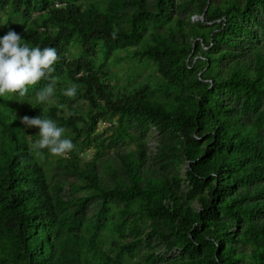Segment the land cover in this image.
I'll use <instances>...</instances> for the list:
<instances>
[{
	"label": "rangeland",
	"instance_id": "1",
	"mask_svg": "<svg viewBox=\"0 0 264 264\" xmlns=\"http://www.w3.org/2000/svg\"><path fill=\"white\" fill-rule=\"evenodd\" d=\"M14 0H8L0 10V38L14 30L21 36V45L35 46L26 39L29 29L46 32L53 36L58 24L53 14L48 12L43 0H20L16 8ZM54 6L63 5L58 0H47ZM148 9L157 12V0H145ZM82 11L95 10L112 19L116 30L130 33L132 17L138 12L135 0H69ZM201 0H168L166 10L160 19L148 21L140 29L136 38L124 40L118 47L107 50L101 40L94 42L95 54H85L87 61L102 72L101 80L113 92L115 97L132 95L139 90L146 93V101L156 105L185 107L189 100H198L196 80L211 84V78L224 80L235 67H244L246 76H253L257 68L262 70L264 78V10L257 7L247 22L239 21L245 28L226 36V42L217 48L221 57L208 69L207 47L194 31V26H210L220 30L224 18L212 19L214 8L225 9L228 6H243L245 0H214L207 8V18L199 14ZM27 10V15L24 14ZM202 15V17H200ZM209 18L211 20H209ZM69 33L60 39L64 55L72 61L82 55L81 38L78 32L69 27ZM199 46H195V41ZM176 48L175 57L183 59L188 72L180 70L171 74L159 71L157 62L145 52L151 47ZM73 75L66 66L64 73L55 76L53 96L43 103L38 102L36 93L48 84L39 82L29 86L28 93L20 97L17 93L0 97V108L20 122L25 115L51 119L58 127L65 129L62 138H68L74 148L64 156H55L48 149L34 150L32 145L39 139L37 127L22 128L31 158L39 169L40 179L61 219L60 236L56 241L57 256L72 260L70 251L76 250L82 240L86 245L80 250L81 257L102 251L115 264H214L215 255L210 247L195 242L192 247L188 241L189 233L179 227L177 221L161 219L145 210L141 199L123 201L105 194L91 183L87 175H94L97 184L104 190L120 185L124 178L122 155L135 152L137 143L144 150L141 173L162 179L169 193L163 201L164 218L171 209L191 210L201 221H207L201 198L208 203L219 185L214 177L204 180L189 172V161L183 154L184 139L178 136L171 126L147 114L133 112L130 116L129 131L132 138L112 143L111 134L115 132L119 121L117 114L104 108V100L97 98L92 106L83 97L84 83ZM75 85L77 94L68 97L66 89ZM227 111H235L241 116L244 127H254L264 137V101L247 99L244 94L224 96ZM51 109L55 110L52 115ZM71 116L76 119H71ZM219 124V121H215ZM0 125V144L5 140L4 128ZM194 138L201 140V151L218 156H226V147H212L208 131ZM215 150V151H214ZM218 163V162H217ZM212 176V171H205ZM209 175V176H210ZM234 181L222 184L230 189ZM234 184V183H233ZM247 186L253 190L259 187V200L263 204L262 212L255 219L264 217V174L250 175ZM215 197V195H214ZM77 212L80 219L74 217ZM212 219V217H211ZM226 234L233 238L235 246L233 264H257L254 248L241 236L251 218L245 216L241 221L226 218ZM211 227L213 225L211 224ZM205 235V234H204ZM216 237L215 244H221ZM91 244L96 247L91 248ZM204 246V247H203ZM78 254V253H77ZM0 264H24L18 258L12 240L0 241Z\"/></svg>",
	"mask_w": 264,
	"mask_h": 264
},
{
	"label": "trees",
	"instance_id": "2",
	"mask_svg": "<svg viewBox=\"0 0 264 264\" xmlns=\"http://www.w3.org/2000/svg\"><path fill=\"white\" fill-rule=\"evenodd\" d=\"M8 0H0V10ZM28 2L30 0H27ZM45 7H50L48 12L58 24V31L50 36L29 29L26 34L27 41L41 49L53 47L57 50L58 60L53 65L54 71L48 78H42L39 82L49 84L52 78L64 73L66 66L77 79L85 84L86 90L83 97L92 106L97 105V98L104 100L105 110L117 114L119 124L111 135L112 143L132 138L129 131L130 116L133 112L147 114L169 125L184 139L183 154L189 161V172L204 180L210 177L219 181L213 198L206 202L201 198V204L207 221L202 222V217H197L191 210L171 209L164 218L163 201L169 190L165 187L162 179L141 173V165L144 161V150L137 143L135 152H127L122 155L124 178L120 185L104 190L96 183L94 175H87L91 183L99 187L105 194L130 201L141 199L148 214L161 219L177 221L179 227L189 233L188 241L192 247L195 242L214 251V264H233L235 246L225 232L228 227L226 218L241 221L245 216L251 218L249 225L241 235L246 242L254 248L257 264H264V217L259 221L256 218L262 212L263 204L259 200L260 189L253 190L247 186L250 175L264 174V137L254 127H244L241 116L237 111L234 113L228 108L224 96L244 94L247 99L256 98L264 101V78L262 70L256 69L253 76H246L244 67L234 68L228 76L221 81L211 78V84L202 80H196L193 86L197 88L198 100H189L185 107L156 105L146 101V93L139 90L132 95L115 97L113 92L101 80L102 72L95 69L94 64L87 61L85 54L94 55V42L101 40L107 50L118 47L124 40L136 38L145 23L160 19L166 10L168 0H157V12L148 9L145 0H135L138 12L132 17L131 32L116 30L112 19L101 13L89 9L79 10L69 0H58L63 5L54 4L43 0ZM214 0H201L198 10L207 18V8ZM16 8H20L21 1H13ZM257 7L264 10V0H245L243 6H228L225 9L214 8L211 18H224V24L220 30L216 27L194 26V31L207 47V68H212L217 55V48L226 42V36L236 30H243L238 22H247ZM27 15V10H24ZM209 20H211L209 18ZM75 29L80 38L82 55L72 61H68L60 44V39L69 33V27ZM113 31L117 35L114 39ZM195 41V46H199ZM176 48L172 47H149L145 54L157 62L160 72L171 74L175 70L182 73L186 70V63L175 57ZM52 115L55 110L51 109ZM71 119H76L71 116ZM215 121H219L216 124ZM7 122L4 128V138L0 144V241L12 240L18 258L24 264H115L114 260L106 256L102 251L94 252L89 258L81 257L80 250L87 243L80 241L76 250L70 251L72 260L64 256H57L56 241L60 236L59 224L61 222L58 213L46 192L44 183L39 178V169L31 158V152L27 141L22 134L24 125L15 117L5 113L0 108V125ZM208 131L211 136L212 147L215 150L226 147L228 154L218 156L202 153L201 140L194 138L191 132ZM214 150V151H215ZM218 162V163H217ZM212 171V176L205 171ZM210 175V176H209ZM234 181L230 189L223 188L222 184ZM215 195V197H214ZM75 218L81 217L77 212ZM212 217V219H211ZM211 224L213 227H211ZM205 234V235H204ZM216 237L221 238V244H215ZM204 247V246H203ZM78 253V254H77Z\"/></svg>",
	"mask_w": 264,
	"mask_h": 264
},
{
	"label": "clouds",
	"instance_id": "3",
	"mask_svg": "<svg viewBox=\"0 0 264 264\" xmlns=\"http://www.w3.org/2000/svg\"><path fill=\"white\" fill-rule=\"evenodd\" d=\"M116 35V31H113L114 39ZM21 39L20 34L14 30H9L0 38V97L10 93L26 96L29 86L38 84L42 78L50 77L54 71L53 65L59 58L55 48H30L26 44L21 45ZM55 83V78H52L51 83L37 91L38 102L43 103L53 96ZM64 94L75 97L76 86L69 87ZM21 123L25 128L35 126L39 129L40 139L32 145L34 150L46 148L52 155L64 156L74 148L70 139L62 138L65 129L58 127L51 119L25 115L21 118Z\"/></svg>",
	"mask_w": 264,
	"mask_h": 264
},
{
	"label": "water",
	"instance_id": "4",
	"mask_svg": "<svg viewBox=\"0 0 264 264\" xmlns=\"http://www.w3.org/2000/svg\"><path fill=\"white\" fill-rule=\"evenodd\" d=\"M200 17H202V15Z\"/></svg>",
	"mask_w": 264,
	"mask_h": 264
}]
</instances>
